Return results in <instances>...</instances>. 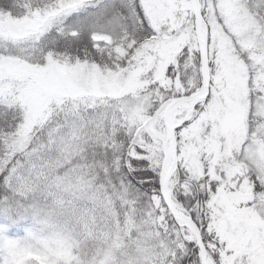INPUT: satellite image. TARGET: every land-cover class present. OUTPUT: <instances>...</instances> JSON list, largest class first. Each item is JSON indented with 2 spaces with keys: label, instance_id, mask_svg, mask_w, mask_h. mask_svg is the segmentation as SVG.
Segmentation results:
<instances>
[{
  "label": "snow or ice",
  "instance_id": "1",
  "mask_svg": "<svg viewBox=\"0 0 264 264\" xmlns=\"http://www.w3.org/2000/svg\"><path fill=\"white\" fill-rule=\"evenodd\" d=\"M0 264H264V0H0Z\"/></svg>",
  "mask_w": 264,
  "mask_h": 264
}]
</instances>
